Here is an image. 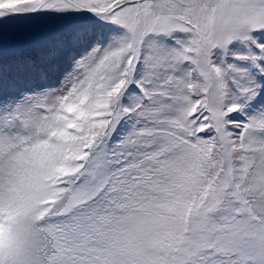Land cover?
Instances as JSON below:
<instances>
[{"label":"snow or ice","instance_id":"snow-or-ice-1","mask_svg":"<svg viewBox=\"0 0 264 264\" xmlns=\"http://www.w3.org/2000/svg\"><path fill=\"white\" fill-rule=\"evenodd\" d=\"M0 264H264V0H0Z\"/></svg>","mask_w":264,"mask_h":264}]
</instances>
